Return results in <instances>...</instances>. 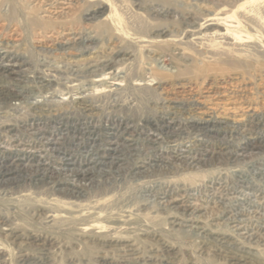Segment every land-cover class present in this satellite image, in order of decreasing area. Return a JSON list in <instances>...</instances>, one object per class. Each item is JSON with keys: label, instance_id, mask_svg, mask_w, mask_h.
Segmentation results:
<instances>
[{"label": "rangeland", "instance_id": "rangeland-1", "mask_svg": "<svg viewBox=\"0 0 264 264\" xmlns=\"http://www.w3.org/2000/svg\"><path fill=\"white\" fill-rule=\"evenodd\" d=\"M0 264H264V0H0Z\"/></svg>", "mask_w": 264, "mask_h": 264}, {"label": "bare ground", "instance_id": "bare-ground-1", "mask_svg": "<svg viewBox=\"0 0 264 264\" xmlns=\"http://www.w3.org/2000/svg\"><path fill=\"white\" fill-rule=\"evenodd\" d=\"M38 132V131H37ZM63 170V169H62Z\"/></svg>", "mask_w": 264, "mask_h": 264}]
</instances>
